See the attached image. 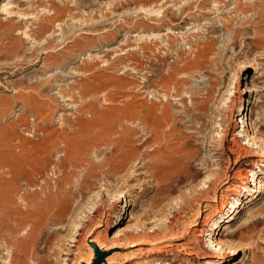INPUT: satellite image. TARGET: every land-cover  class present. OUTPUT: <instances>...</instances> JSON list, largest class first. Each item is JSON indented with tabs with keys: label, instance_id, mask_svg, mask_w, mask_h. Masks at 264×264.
Listing matches in <instances>:
<instances>
[{
	"label": "rangeland",
	"instance_id": "1",
	"mask_svg": "<svg viewBox=\"0 0 264 264\" xmlns=\"http://www.w3.org/2000/svg\"><path fill=\"white\" fill-rule=\"evenodd\" d=\"M263 162L264 0H0V264H205L187 223L243 182L216 240L264 264Z\"/></svg>",
	"mask_w": 264,
	"mask_h": 264
},
{
	"label": "bare ground",
	"instance_id": "2",
	"mask_svg": "<svg viewBox=\"0 0 264 264\" xmlns=\"http://www.w3.org/2000/svg\"><path fill=\"white\" fill-rule=\"evenodd\" d=\"M237 63H239V61ZM242 63L240 61L241 65H242ZM240 64H238L236 68H239V66H241ZM239 100H240V102L242 104L243 103V98H239ZM142 110H144V109H142ZM139 114H140V112H139ZM132 117H135L134 114H133ZM125 118H127V117H125ZM140 122H141V125L143 127H145V129L146 128L150 129V131H151L150 133H152L151 140L152 141H157L159 139V135H160V133L158 131L159 130V125L156 124L154 121H148L144 117H142ZM244 123H245V126L248 125V119L246 120V122L243 121L241 124H244ZM237 124H240V123L237 122ZM222 126H223V124H222ZM226 131L227 130L225 129L224 130L225 133H224L223 137L220 140V145H222V146H223V144L226 143V140H227ZM245 132H246V130L244 129L238 135H236V137H235L236 140L235 141L231 140L232 144H231L230 150L239 159L241 157L243 159L253 157V156L250 155V152H248L247 150H244L242 148V143H241L240 138L242 136H244ZM251 143H252L251 145L255 146L256 145V140L253 139ZM165 153H167V152H165ZM165 153L163 152L161 154V157H163V159H166V161L168 163L178 164V162H179L178 159H171L170 160L168 155L165 154ZM238 172H239V174H237ZM237 173L236 174H237V176H238V178L240 180L245 179V180H247V183L250 182L249 178L247 176H244L243 174H241L240 171H237ZM242 185H243L242 189L240 188V190L238 191V196L234 198L233 202H228L226 204H223L220 209H216V210L212 211V213L210 214L209 217H205L204 219H202L203 221H199L198 222V221L195 220V219H197V216H198V210L196 211L195 214H193V217H192L191 221L187 223L188 225H191V224L194 225L189 238L186 241H184V242L182 241V242L178 243V245H177L178 246L177 248H179L182 251L183 257H186V256L194 257V256H199L200 254H203V256H201V257L212 258L211 260L209 259V260L205 261L206 262L205 264H216V263H218V261L220 259L222 260V262H219L218 264H224V263L228 262L230 257L235 256L238 253V251H240V249H236L235 247H233L232 245H229L227 243V241H226L224 236H230L229 234L228 235L225 234V235L221 236V239H219V240H216V236L217 235L219 236L220 233H222L224 231V229H225L224 226L226 225V223H228V222H230V221H232L234 219L233 216L236 215V213H238V210L240 209V206H242L243 203L245 202L244 200H247L248 198L252 197L255 193H257V191L254 192L252 189H250L246 185V183L243 182ZM203 186H204V182H201L198 187H203ZM238 203L240 204V206H237ZM207 207H209L208 204H205V206H203V208H207ZM174 235L176 237H179V236L182 235V231H180V232H178V233H176ZM205 238L212 239V243L211 244H215L214 247H212V252H211L212 255H209L210 253H208L206 250H204L203 245L205 244V242H204ZM88 245L92 249L94 254H95V252H94V249H93L92 246H95L97 249H98V247L102 248L103 250H100V249H98V250L99 251H103V253L108 252L107 249L111 248V245H109V243H106V241H104L102 239V236H101L100 232L96 233L95 236H92L89 239V244ZM121 249L122 248H119V247H116V249L113 248L112 250H115L116 252L113 255H111L108 259H106L102 264H106V263L107 264H115L116 261L119 262L120 264L125 262V258H123L122 256L117 257V255H116L117 251L121 250ZM166 251L171 252L172 250L168 249ZM245 251H246V249H244V252ZM94 254H92V252L89 250L88 251V255L86 256V258L83 259L81 264L88 263V262H90L91 259L93 261V262L91 261V263L94 264V262H95V260L97 258L96 257L94 259ZM244 256H247V254L245 253ZM243 258L245 259L247 257H243ZM141 264H149V263L144 262V263H141Z\"/></svg>",
	"mask_w": 264,
	"mask_h": 264
},
{
	"label": "water",
	"instance_id": "3",
	"mask_svg": "<svg viewBox=\"0 0 264 264\" xmlns=\"http://www.w3.org/2000/svg\"><path fill=\"white\" fill-rule=\"evenodd\" d=\"M95 249H96V252H97V254H96V260H95V262H94V264H102L104 261H105V257L107 256V254L108 253H101L96 247H95Z\"/></svg>",
	"mask_w": 264,
	"mask_h": 264
}]
</instances>
